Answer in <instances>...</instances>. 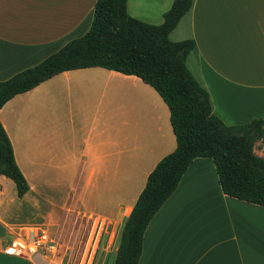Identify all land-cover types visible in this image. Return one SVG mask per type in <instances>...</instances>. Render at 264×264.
Returning a JSON list of instances; mask_svg holds the SVG:
<instances>
[{
    "label": "crops",
    "instance_id": "1",
    "mask_svg": "<svg viewBox=\"0 0 264 264\" xmlns=\"http://www.w3.org/2000/svg\"><path fill=\"white\" fill-rule=\"evenodd\" d=\"M173 1L127 0V12L160 25ZM95 3L0 0V81L86 34ZM168 37L194 40L186 67L225 125L264 119V0H192ZM0 122L28 184L18 198L0 175V264H62L72 256L114 264L149 173L176 148L158 93L136 76L101 67L65 71L11 98ZM29 227L67 249L7 254ZM137 264H264V207L225 195L213 161L196 158L149 222Z\"/></svg>",
    "mask_w": 264,
    "mask_h": 264
},
{
    "label": "trees",
    "instance_id": "2",
    "mask_svg": "<svg viewBox=\"0 0 264 264\" xmlns=\"http://www.w3.org/2000/svg\"><path fill=\"white\" fill-rule=\"evenodd\" d=\"M191 5L192 0H174L162 23L152 25L130 16L127 0H96L86 34L38 64L0 81V109L15 95L54 75L90 67L136 76L166 104L176 148L149 173L123 225L114 264L138 263L149 222L196 158L213 161L225 195L264 207V157L254 152L257 142L264 145V119L225 125L213 114L208 93L186 67L194 40L173 42L168 37ZM0 175L13 182L18 198L27 193L28 184L1 122Z\"/></svg>",
    "mask_w": 264,
    "mask_h": 264
},
{
    "label": "built area",
    "instance_id": "3",
    "mask_svg": "<svg viewBox=\"0 0 264 264\" xmlns=\"http://www.w3.org/2000/svg\"><path fill=\"white\" fill-rule=\"evenodd\" d=\"M22 232L19 238L5 248L7 254L28 258L46 256L55 252L56 243L46 231L29 227Z\"/></svg>",
    "mask_w": 264,
    "mask_h": 264
},
{
    "label": "rangeland",
    "instance_id": "4",
    "mask_svg": "<svg viewBox=\"0 0 264 264\" xmlns=\"http://www.w3.org/2000/svg\"><path fill=\"white\" fill-rule=\"evenodd\" d=\"M90 26H91V25H90ZM255 146H256V148H260V147H261V145H257V144H256ZM62 199H64V198H62ZM41 208L44 209L43 204H42V207H41ZM78 247H79V246H76V247H75V249H74V251H73L74 254H75V252H76V254H78V251H79V250H77ZM66 249H67V247H66L65 245H58V244H56V250H55L54 253H52V255H55V256H56V255H59V254L63 253V251L66 250ZM48 255H49V254H48ZM79 255H80V254H79ZM61 263H62V264H83L82 259H81V261H80L79 256H78V258H74V257L72 256L71 259H70L69 257H68V258L65 257ZM87 264H90V262H87ZM109 264H113V260H112L111 262H109Z\"/></svg>",
    "mask_w": 264,
    "mask_h": 264
}]
</instances>
